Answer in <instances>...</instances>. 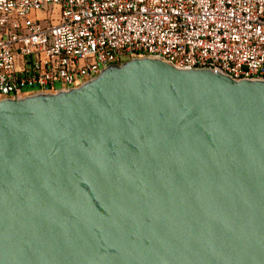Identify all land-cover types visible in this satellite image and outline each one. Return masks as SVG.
Returning <instances> with one entry per match:
<instances>
[{"label": "water", "instance_id": "95a60500", "mask_svg": "<svg viewBox=\"0 0 264 264\" xmlns=\"http://www.w3.org/2000/svg\"><path fill=\"white\" fill-rule=\"evenodd\" d=\"M0 264H264V80L135 57L1 99Z\"/></svg>", "mask_w": 264, "mask_h": 264}, {"label": "built area", "instance_id": "2783aa9c", "mask_svg": "<svg viewBox=\"0 0 264 264\" xmlns=\"http://www.w3.org/2000/svg\"><path fill=\"white\" fill-rule=\"evenodd\" d=\"M135 57L264 80V0H0V100Z\"/></svg>", "mask_w": 264, "mask_h": 264}, {"label": "rangeland", "instance_id": "374dc122", "mask_svg": "<svg viewBox=\"0 0 264 264\" xmlns=\"http://www.w3.org/2000/svg\"><path fill=\"white\" fill-rule=\"evenodd\" d=\"M25 93H31V92L28 90V91H25Z\"/></svg>", "mask_w": 264, "mask_h": 264}]
</instances>
